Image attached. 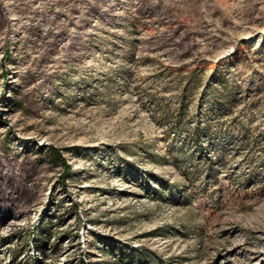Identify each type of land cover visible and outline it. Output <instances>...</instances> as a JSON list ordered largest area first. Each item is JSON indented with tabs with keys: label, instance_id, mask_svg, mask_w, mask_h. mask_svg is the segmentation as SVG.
Segmentation results:
<instances>
[{
	"label": "rangeland",
	"instance_id": "obj_1",
	"mask_svg": "<svg viewBox=\"0 0 264 264\" xmlns=\"http://www.w3.org/2000/svg\"><path fill=\"white\" fill-rule=\"evenodd\" d=\"M0 264H264V0H0Z\"/></svg>",
	"mask_w": 264,
	"mask_h": 264
},
{
	"label": "trees",
	"instance_id": "obj_2",
	"mask_svg": "<svg viewBox=\"0 0 264 264\" xmlns=\"http://www.w3.org/2000/svg\"><path fill=\"white\" fill-rule=\"evenodd\" d=\"M63 164L65 165V173L63 174V177H65L66 173L69 171V164L65 161V160H62Z\"/></svg>",
	"mask_w": 264,
	"mask_h": 264
}]
</instances>
